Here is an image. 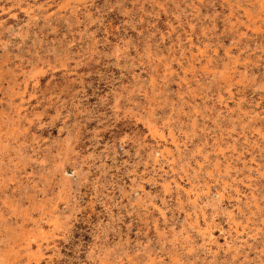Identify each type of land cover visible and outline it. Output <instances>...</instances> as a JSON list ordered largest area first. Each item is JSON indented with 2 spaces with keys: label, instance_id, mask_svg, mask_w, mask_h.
Masks as SVG:
<instances>
[{
  "label": "rangeland",
  "instance_id": "1",
  "mask_svg": "<svg viewBox=\"0 0 264 264\" xmlns=\"http://www.w3.org/2000/svg\"><path fill=\"white\" fill-rule=\"evenodd\" d=\"M0 264H264V0H0Z\"/></svg>",
  "mask_w": 264,
  "mask_h": 264
},
{
  "label": "bare ground",
  "instance_id": "2",
  "mask_svg": "<svg viewBox=\"0 0 264 264\" xmlns=\"http://www.w3.org/2000/svg\"><path fill=\"white\" fill-rule=\"evenodd\" d=\"M7 118V117H6Z\"/></svg>",
  "mask_w": 264,
  "mask_h": 264
}]
</instances>
